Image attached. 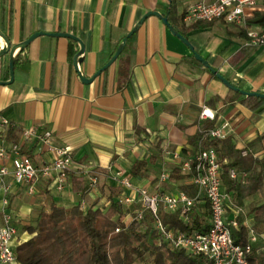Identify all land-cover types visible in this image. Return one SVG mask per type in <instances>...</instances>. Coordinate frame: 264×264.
I'll return each instance as SVG.
<instances>
[{"label":"crops","instance_id":"1","mask_svg":"<svg viewBox=\"0 0 264 264\" xmlns=\"http://www.w3.org/2000/svg\"><path fill=\"white\" fill-rule=\"evenodd\" d=\"M197 1L175 0L170 23L190 36L195 50L233 84L264 93V45L250 44L239 34V27L220 20L199 26L193 25L201 22H185V11ZM170 6L171 0H0V29L12 45L37 31L76 35L85 45L80 71L90 78L146 13L159 11L167 16ZM262 9L263 0L256 10ZM252 29L261 32L257 25ZM4 45L0 36V49ZM80 49V43L68 37L39 36L23 53L8 84L2 82L11 78L10 57H0V113L12 124L0 133V143L22 142L25 129L51 131L55 143L67 147L74 159L63 192L42 179L37 192L30 195L25 186L8 179L12 184L9 210L18 231L35 224L39 213L49 208L46 191L59 206L69 208L85 201V209L108 207L112 196H122L121 186L111 179L116 170L150 191L177 193L183 180L160 182V174L166 170L171 175L178 166L175 154L192 159L211 129H224L243 149V157H264V140H258L264 133V109H251L243 102L247 96L228 88L197 62L159 17L150 16L128 39L118 59L90 83L82 81L74 66ZM204 107L214 112L213 119L201 118ZM200 135L202 139H197ZM22 151L37 164L52 159L37 141L25 143ZM140 160L147 161V168L134 175L133 166ZM259 170L257 165L249 176L258 175ZM91 175L98 179L94 188L89 186ZM88 188L82 199L83 189ZM230 195L227 216L244 218L249 236L255 237L253 248L264 255V224L257 223L251 212L264 203V189L241 204L234 191ZM204 205L201 200L197 206ZM30 237L23 230L15 245Z\"/></svg>","mask_w":264,"mask_h":264},{"label":"built area","instance_id":"2","mask_svg":"<svg viewBox=\"0 0 264 264\" xmlns=\"http://www.w3.org/2000/svg\"><path fill=\"white\" fill-rule=\"evenodd\" d=\"M261 0H198L191 4L183 15L187 23L223 21L235 25L247 31L249 43L252 45H264V32H258L249 26V18L257 9ZM213 111L204 107L201 118H214ZM8 118L0 113V129L6 133L11 127ZM205 136L216 139L227 137L222 128L208 130ZM37 141L44 146L52 159L42 164H37L33 158L22 151L25 143ZM0 263L17 264L15 242L18 235V227L13 213L9 210L8 195L12 182L26 187L28 194L37 192V185L45 179L50 181L52 187L58 191L65 190L69 173L74 168V159L69 149L63 145H57L51 131L38 132L35 129H25L22 132V142L6 145L0 143ZM174 161L182 172L191 175V181L198 188L196 195L191 196L184 191L177 193L163 189L150 191L146 187L136 185L122 170L112 173L111 179L121 186V199L128 207L139 205L138 218L144 217L146 212L152 213L156 218V229L160 233V244L184 249L192 254H203L209 258L211 264H248L249 256L253 250L250 242L246 245L235 243L231 227H238V215L229 218L227 205L232 197L226 191L223 184V169L214 147L201 148L192 159L183 160L175 154ZM232 179L245 181L249 174L239 173L236 169L229 171ZM89 186L94 188L98 184L95 175L90 176ZM170 179V172L163 171L159 176L160 182ZM135 193V195H131ZM202 199H205L210 207L209 231L206 233H187L179 229L169 228L159 218V212L164 210L169 213L180 212L183 219L189 223L190 214ZM86 202H81L85 209ZM119 231V229H117Z\"/></svg>","mask_w":264,"mask_h":264},{"label":"trees","instance_id":"3","mask_svg":"<svg viewBox=\"0 0 264 264\" xmlns=\"http://www.w3.org/2000/svg\"><path fill=\"white\" fill-rule=\"evenodd\" d=\"M175 5V0H171L167 15L169 20L175 13ZM209 23L212 22H201L193 26ZM253 25L259 26L261 32H264V9L253 12L249 18V26ZM238 32L248 38L245 29L238 28ZM34 33L36 32L25 35V40ZM182 34L187 36L184 31ZM127 35L128 33L123 39ZM187 38L192 42L190 36ZM26 49L19 50L15 56V68ZM239 57L240 55L235 60ZM243 102L253 110L261 112L264 109V99L261 97L247 96ZM202 137L200 135L197 139ZM204 140V148L216 149L222 164L223 184L229 193L232 191L236 193L239 204L245 197L264 189V157L262 159L243 157V149L237 148L230 137L224 139L205 137ZM258 140H264V133ZM257 165L260 167L258 175L249 176L245 181L230 177L231 169L249 174ZM146 168V160L137 161L132 173L141 175ZM170 178L183 180L180 185L181 191L191 196L197 194L198 188L192 183L191 175L182 172L179 166L172 169ZM89 191V188L83 189L81 198H85ZM44 194L49 208L39 213L35 224L23 226L31 237L15 247L17 264H211L209 258L203 254H192L184 249L160 244L161 236L156 229V218L152 213L146 212L144 217L139 219L137 215L139 205L128 207L121 197L112 196L108 207L84 209L81 202L69 208L59 206L48 191ZM202 200L205 201V205L197 206L193 210L189 223L183 219L180 212L169 213L161 210L159 218L169 228L187 233L196 231L206 233L210 228V207L205 199ZM251 212L257 223L264 224V203L255 206ZM129 215L130 223L124 219ZM238 224V227H231L233 239L237 244L246 245L250 242L249 229L241 215H238ZM248 264H264V255L257 253L253 248Z\"/></svg>","mask_w":264,"mask_h":264},{"label":"water","instance_id":"4","mask_svg":"<svg viewBox=\"0 0 264 264\" xmlns=\"http://www.w3.org/2000/svg\"><path fill=\"white\" fill-rule=\"evenodd\" d=\"M150 16H157L159 17L163 23L169 28V30L172 32L173 35L177 36L183 43H185L192 53L194 54L195 58L200 61L205 67L211 70L213 74L216 75V77L221 80L228 88L240 92L241 94L245 96H256V97H261L264 99V93L262 92H257V91H245L233 84L229 79H227L222 73H220L218 70L214 69L211 64L208 62L207 59H205L200 53H198L195 50L194 45L191 43V41L181 34L169 21L168 17L160 13L159 11H149L146 13L134 26V28L128 33V35L122 40V43L118 47L117 51L115 54L112 56V58L102 67L100 68L92 77L88 78L86 76H83L82 72L80 71V64L83 62V55L85 53V45L82 41L81 38L77 37L74 34L71 33H62V32H56V33H46V32H36L34 33L31 37H29L27 40H24L20 43H17L15 45H12V43L9 41L7 36L1 31L0 29V36L4 39L5 45L0 49V57H3L7 54H9L10 57V80L6 82H2L3 84H8L13 82L14 80V74H15V57L14 53L16 50H22L27 48L37 37L42 36V35H51V36H61V37H68L70 39H73L77 42L80 43L81 49L79 52L76 54L74 57V66L76 70L78 71L81 79L85 83H90L92 82L97 76H99L103 71H105L107 68H109L120 56L122 51L124 50L127 41L130 37H132L137 30L140 28V26L150 17Z\"/></svg>","mask_w":264,"mask_h":264},{"label":"rangeland","instance_id":"5","mask_svg":"<svg viewBox=\"0 0 264 264\" xmlns=\"http://www.w3.org/2000/svg\"><path fill=\"white\" fill-rule=\"evenodd\" d=\"M264 1V0H263ZM136 208V207H135ZM125 221L126 222H128V223H130L131 222V216L129 215V216H126L125 218ZM23 226H21L20 228H19V231H18V233H23Z\"/></svg>","mask_w":264,"mask_h":264}]
</instances>
